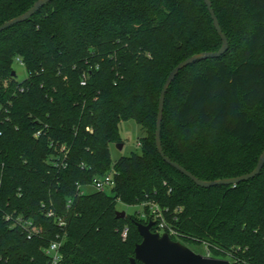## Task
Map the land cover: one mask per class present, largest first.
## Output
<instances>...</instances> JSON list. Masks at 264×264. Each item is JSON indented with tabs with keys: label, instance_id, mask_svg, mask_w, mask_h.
<instances>
[{
	"label": "trees",
	"instance_id": "16d2710c",
	"mask_svg": "<svg viewBox=\"0 0 264 264\" xmlns=\"http://www.w3.org/2000/svg\"><path fill=\"white\" fill-rule=\"evenodd\" d=\"M35 1L0 0V25ZM210 1L228 49L178 72L160 131L164 154L202 180L251 171L264 148L256 114L264 110V0ZM220 46L203 0H51L1 31L0 264H48L43 249L56 238L59 264H129L141 241L136 223L151 219L147 203L181 239L207 243L212 257L264 264V166L247 181L203 188L155 145L167 75ZM127 120L144 131L140 152L112 161L109 144L122 143ZM110 171L111 194L81 192ZM117 202L140 205L146 218L116 217ZM14 213L39 233L12 226L4 216Z\"/></svg>",
	"mask_w": 264,
	"mask_h": 264
},
{
	"label": "water",
	"instance_id": "95a60500",
	"mask_svg": "<svg viewBox=\"0 0 264 264\" xmlns=\"http://www.w3.org/2000/svg\"><path fill=\"white\" fill-rule=\"evenodd\" d=\"M50 1L51 0H36L26 11L3 22L0 25V32L4 29L9 28L12 25L24 22L25 20L29 19L42 6H44ZM203 3L205 4L209 12L214 29L221 39V46L216 51H206L191 55L190 57L180 61L176 66L171 69L166 79L164 80V83L159 93L154 138L157 152L167 164H169L177 171L188 177L197 186L209 188L215 185H232L256 177L264 166V148L259 154L255 167L251 171L235 177L216 180L199 179L190 171L185 169L177 162L171 160L164 154L160 139V131L164 97L170 83L178 74V72L189 64L206 58L219 57L224 54L228 49L227 37L222 31L218 18L212 8L211 1L203 0ZM12 74H15L14 71L12 72ZM117 147L121 148L122 143H117ZM125 215V211H116V217L118 218L124 217ZM153 225L154 221H148L147 223H136L137 230L141 236V241L135 245L133 251L134 255L130 257L129 264H138L137 262H140L141 264H231L230 261L225 258L212 257L209 255L197 253L191 248H189L187 245H184L179 241L171 239L167 233L159 234L157 232H153L151 231V227Z\"/></svg>",
	"mask_w": 264,
	"mask_h": 264
},
{
	"label": "built area",
	"instance_id": "2783aa9c",
	"mask_svg": "<svg viewBox=\"0 0 264 264\" xmlns=\"http://www.w3.org/2000/svg\"><path fill=\"white\" fill-rule=\"evenodd\" d=\"M81 84H84V81H81ZM114 182V172L110 171L107 174L102 176H98L93 178L91 184L88 188L78 186L81 189L82 193L89 192V191H105L106 188H113ZM149 204V213L151 215V219L148 221H154V225H157L156 231L159 234L167 233L169 237L173 240L181 239L180 235L178 234L177 230L167 224L166 220L164 219L162 212L158 205L155 203H147ZM48 217H52L59 226L63 225L64 222L60 217H57L53 211H48L46 213ZM143 218H146L145 212L141 214ZM6 220H11L12 226H19L20 228L24 229L27 236L30 238L39 233V227L34 224V222L30 219H26L23 217L22 214H5ZM153 225V226H154ZM122 237L125 238L127 235V228H124L122 233ZM204 245V253L205 255L211 256L210 249L208 244L202 242ZM61 245L62 242L59 238H56L49 242V244L43 249L44 253L47 256L48 264H59L62 259V252H61Z\"/></svg>",
	"mask_w": 264,
	"mask_h": 264
},
{
	"label": "rangeland",
	"instance_id": "374dc122",
	"mask_svg": "<svg viewBox=\"0 0 264 264\" xmlns=\"http://www.w3.org/2000/svg\"><path fill=\"white\" fill-rule=\"evenodd\" d=\"M12 67L16 73L17 80H22L27 76L24 65L18 60L15 59L13 61ZM169 108H172V106ZM256 114L264 119V110L259 109L256 111ZM119 132L122 138V147L118 148L117 143L109 144L110 158L112 161H115L120 156H127L131 153H139V138L144 135L143 129L134 120L121 122L119 125ZM105 192L107 194H111V188H106ZM116 209L117 211H125L127 215L137 216L138 218L141 217V213H144L140 205H125L121 202H117ZM176 241L187 245L189 248L198 253H204V245H202V242L194 240L185 241L183 239H177Z\"/></svg>",
	"mask_w": 264,
	"mask_h": 264
},
{
	"label": "flooded vegetation",
	"instance_id": "af4514ba",
	"mask_svg": "<svg viewBox=\"0 0 264 264\" xmlns=\"http://www.w3.org/2000/svg\"><path fill=\"white\" fill-rule=\"evenodd\" d=\"M196 252V251H195ZM198 253V252H197ZM138 264H141L140 262H137Z\"/></svg>",
	"mask_w": 264,
	"mask_h": 264
}]
</instances>
